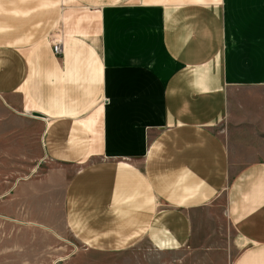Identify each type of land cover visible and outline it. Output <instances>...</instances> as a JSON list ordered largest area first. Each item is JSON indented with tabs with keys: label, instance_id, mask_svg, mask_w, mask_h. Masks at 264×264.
Returning a JSON list of instances; mask_svg holds the SVG:
<instances>
[{
	"label": "crops",
	"instance_id": "1",
	"mask_svg": "<svg viewBox=\"0 0 264 264\" xmlns=\"http://www.w3.org/2000/svg\"><path fill=\"white\" fill-rule=\"evenodd\" d=\"M82 1L56 56L33 6L0 0V103L72 173L67 229L170 264H264V158L223 138L243 133L234 93L264 88V0Z\"/></svg>",
	"mask_w": 264,
	"mask_h": 264
},
{
	"label": "rangeland",
	"instance_id": "2",
	"mask_svg": "<svg viewBox=\"0 0 264 264\" xmlns=\"http://www.w3.org/2000/svg\"><path fill=\"white\" fill-rule=\"evenodd\" d=\"M20 1L22 6H33V23L42 20L48 25L44 35L52 44L56 39L66 43L63 13L67 15L64 27L68 29L72 25L71 12L90 11L89 4L82 0ZM234 97L241 101L243 133L240 137L223 138L228 143L237 140L240 144L256 140L261 160L264 88L242 89ZM42 132L37 121L10 112L0 103V264H170L175 259L176 255L159 254L147 247L119 254L93 249L79 241L64 220V182L72 173H66L56 154L47 152ZM240 156L248 153L241 151ZM57 229L61 232L57 233Z\"/></svg>",
	"mask_w": 264,
	"mask_h": 264
},
{
	"label": "built area",
	"instance_id": "3",
	"mask_svg": "<svg viewBox=\"0 0 264 264\" xmlns=\"http://www.w3.org/2000/svg\"><path fill=\"white\" fill-rule=\"evenodd\" d=\"M53 51L56 56H62L64 53V44L62 39H56L53 41Z\"/></svg>",
	"mask_w": 264,
	"mask_h": 264
},
{
	"label": "water",
	"instance_id": "4",
	"mask_svg": "<svg viewBox=\"0 0 264 264\" xmlns=\"http://www.w3.org/2000/svg\"><path fill=\"white\" fill-rule=\"evenodd\" d=\"M34 116H36V117H42L40 114H34Z\"/></svg>",
	"mask_w": 264,
	"mask_h": 264
}]
</instances>
